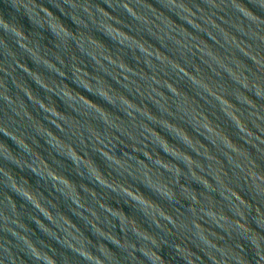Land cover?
<instances>
[{
	"label": "water",
	"instance_id": "1",
	"mask_svg": "<svg viewBox=\"0 0 264 264\" xmlns=\"http://www.w3.org/2000/svg\"><path fill=\"white\" fill-rule=\"evenodd\" d=\"M67 2L0 0V264H264V32L229 0Z\"/></svg>",
	"mask_w": 264,
	"mask_h": 264
},
{
	"label": "clouds",
	"instance_id": "2",
	"mask_svg": "<svg viewBox=\"0 0 264 264\" xmlns=\"http://www.w3.org/2000/svg\"><path fill=\"white\" fill-rule=\"evenodd\" d=\"M38 2L40 4H43L46 8L50 9L51 12L55 13L63 22L66 23V20L62 19V17L70 18L72 21V24L75 25L74 21L71 18V15L66 14L64 11L60 9V7L58 6L57 0H38ZM61 2L64 3L65 9H71L73 7L72 4L67 2V0H61ZM240 3L244 5V8H241L237 3L234 2V0H229V3L226 5V8H227L226 14L235 18L237 22L242 26L240 29H238V31H240L242 35H245L243 29L246 27L249 31L255 30L258 32H264V0H240ZM49 4L52 7H48ZM245 8L247 9V11H245ZM53 9L58 10V12L54 11ZM33 28L38 29L39 32L43 34V37L55 38V33L52 32L50 27H45L40 24L33 23L32 27H29L27 29L24 26V31L28 33L29 35H32L31 29ZM3 31L6 37L8 38L9 45H11L13 49L22 52L23 49L21 48L19 44L16 43L14 39L15 33L10 28H4ZM46 33L48 35H46ZM47 42H48L47 40L42 38V43H47ZM73 85H75V87H79L80 89H84V86L82 84L73 83ZM89 95H91V93H89ZM17 147H19L21 151H27L21 145H17ZM3 159L8 164L12 165L13 167H18L14 159H11L7 156L3 157ZM89 182L91 183V181ZM97 186L102 187L99 184H97ZM143 187L147 191L153 192L156 199L164 200L167 204H169V206H180L179 202L173 199L172 196L167 195V193L161 194L159 190L153 189L148 185H143ZM8 190L11 191L18 199L25 200L27 202V198L24 196L22 192H19L17 189H15L12 186H8ZM134 203H142V202L134 201ZM245 242L247 244L252 243L250 239H247ZM21 255L26 256L30 264H53L51 260H46L42 258L41 256L36 255L35 250L33 249H29L28 252L21 253ZM143 255H144V259L148 261V264H158V261H156L154 258L148 256L147 254H143ZM253 255L255 256V253H253ZM237 264H240V262L237 261ZM255 264H256V259H255Z\"/></svg>",
	"mask_w": 264,
	"mask_h": 264
}]
</instances>
